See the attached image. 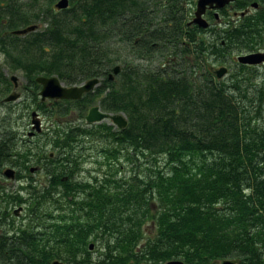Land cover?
<instances>
[{
  "label": "trees",
  "instance_id": "1",
  "mask_svg": "<svg viewBox=\"0 0 264 264\" xmlns=\"http://www.w3.org/2000/svg\"><path fill=\"white\" fill-rule=\"evenodd\" d=\"M56 1L0 0V51L30 102L81 122L19 138L3 118L0 169L14 168L17 186L0 187V264H264V70L236 59L262 19L216 28L209 14L200 28L182 0ZM36 75L99 84L49 107L35 100ZM10 86L0 66V93ZM95 104L126 125L86 123ZM85 140L100 143L96 158L78 149L95 147ZM86 156L102 174L80 177ZM20 204L26 221L10 226Z\"/></svg>",
  "mask_w": 264,
  "mask_h": 264
},
{
  "label": "rangeland",
  "instance_id": "2",
  "mask_svg": "<svg viewBox=\"0 0 264 264\" xmlns=\"http://www.w3.org/2000/svg\"><path fill=\"white\" fill-rule=\"evenodd\" d=\"M186 8H188V7H186ZM192 12H193V10H191L190 15L187 16V18H190L192 16ZM20 35H22V34H20ZM0 64H1L0 66H1L2 72L4 73V75L6 77H8V79L11 83L10 89L7 92H4L3 94L0 93V130L2 129V126H1L2 120L5 117V119L7 118V120L5 121V124L9 121V123L11 124L13 129L18 133L19 138H24V136L27 135V132L29 131V126L31 124L30 114L32 111H36L38 114L37 118L40 121V128H41V132L39 134H41L42 136H43L42 132L47 130V127L50 126L51 123L55 120L56 121L58 120L59 123H64L67 125H69V124L72 125L75 123H81L80 120H78L75 117V115L72 113L69 115H65L64 117H58L55 114L50 115L49 113H44L43 111L38 110L36 108V106L34 105V103L32 104L30 102L29 95L31 97V92H30L31 88L29 87L30 83L28 82L27 78L24 76V74L20 71L19 68L14 67L12 64L9 65L7 63V61L5 62L4 57H3V53L1 51H0ZM262 73H264V72H262ZM11 76L14 77L15 83L10 80ZM36 76H39V75H36ZM263 79H264V77H263ZM34 81H35V78H34ZM61 82L65 86L76 85V84L81 83V82H77L74 84H66L63 81H61ZM39 88H40V85H39L37 91H35V96H36L35 100H37V101H40V98L38 96ZM13 92H17L18 96L13 100L8 101L9 103H4V101H2V99L5 96H7L8 94L13 93ZM31 99H33V98H31ZM52 101H53L52 99H45L42 102L47 104L49 107H51ZM25 103H30L28 109H24L23 105ZM7 105L9 107H7ZM9 112H10V114L6 116V114H8ZM110 113H112V112H110ZM118 113L121 114L125 118V115L123 113H121V112H118ZM105 121L108 123H111V121H108V120H105ZM85 141H87L86 143H90V144L95 145V147H91V148L84 149V150L82 147H80L78 149H82L83 153L92 154L93 158H96V156H95L96 155V148H97V146H100V143L96 142V144H95L94 141H90V142H89V140H85ZM85 147H86V145H85ZM93 158L91 156H86L85 161L82 163V168L79 172V175L81 178H88V177H90V175H93V174H102L103 171L105 170L104 166H98L97 163L94 162ZM33 167H34V169L32 171H30L31 175L36 182L40 183L41 181H43V173L41 170L38 169V167L37 168H36V166H33ZM2 169H3V167L0 169V187H4L5 189H8V190L15 189L17 186V183H15V181H13L11 179H7L5 176H3L1 173ZM120 173L122 174V172H120ZM18 206H21L22 209L15 216L12 214V211L15 208H17ZM8 211H9V215L7 218V220H8L7 222L10 226L15 225V224L25 223L26 212H25V207L23 206V204L15 205L13 207H8ZM92 250H93V253H92L93 256H97L99 254L100 246L95 245L92 248ZM219 263H220V260L217 261V264H219ZM160 264H164V262L160 263Z\"/></svg>",
  "mask_w": 264,
  "mask_h": 264
},
{
  "label": "water",
  "instance_id": "3",
  "mask_svg": "<svg viewBox=\"0 0 264 264\" xmlns=\"http://www.w3.org/2000/svg\"><path fill=\"white\" fill-rule=\"evenodd\" d=\"M233 0H196L195 9L193 11V17L190 20V23L197 25L200 28H205L208 26V21L203 17L206 7L210 8H220L226 3ZM68 4V0H57L54 3L55 8H65ZM216 15V14H215ZM35 28V25H30L24 28H19L12 30L13 34H25ZM237 61L240 63L246 64H257L264 60V55L261 53H249L242 54L237 56ZM119 71V66L115 65L113 67L112 73L109 74V78L111 79L113 74H116ZM227 68L225 66H219L214 69L213 72L217 78H221L225 75ZM10 80L14 82V77L11 76ZM35 82L40 85L38 96L41 101L45 99H54V100H76L79 99L84 93L91 91L96 85L99 84V78L93 77L87 79L77 85L65 86L62 82L54 75L45 76L39 75L35 77ZM15 83V82H14ZM15 85V84H14ZM18 96L17 92H13L5 96L2 101L8 102L15 99ZM30 122L31 128L39 131L40 130V121L37 118V112L32 111L30 114ZM84 120L86 123H97L103 120L111 121L118 128H123L127 121L126 119L119 113H110L102 111L99 106L94 105L87 109ZM34 167H31L29 171H32ZM14 170L12 168L6 167L3 169L2 174L9 179L13 178ZM16 210L15 212H17ZM89 248H92V244H90ZM237 262L236 259H223L221 264H235ZM52 264H62L59 261H53ZM164 264H184L181 260L174 259L165 262Z\"/></svg>",
  "mask_w": 264,
  "mask_h": 264
},
{
  "label": "flooded vegetation",
  "instance_id": "4",
  "mask_svg": "<svg viewBox=\"0 0 264 264\" xmlns=\"http://www.w3.org/2000/svg\"><path fill=\"white\" fill-rule=\"evenodd\" d=\"M188 3L192 10L194 11L196 0H182L183 5L185 6V3ZM225 12L228 14V19L225 20L222 15H220L221 12ZM211 14L214 17V25L216 28L221 27L223 25H229L230 23H237L239 21V18L245 17V21H249L252 18H261L262 21L260 22V28L255 31V34L257 36V41L249 47V49L244 54L249 53H261L264 55V0H233L225 5H223L220 8H210L206 7L205 12L203 14V17L208 21V15ZM216 14V15H215ZM246 24V22H244ZM235 56H231V59H235ZM221 66V65H219ZM224 66H226L224 64ZM247 66L254 67L256 69L264 70V60L257 64H247ZM218 67V66H217ZM54 100V99H52ZM40 102H42L40 100ZM87 111V110H86ZM38 115V114H37ZM41 132V128L39 131H36L31 128V124L29 126V131L27 132L28 136H34V134H39ZM9 166H4L3 169ZM11 168V167H9ZM2 169V171H3ZM13 173V178L11 180L17 182L16 179V173L15 169ZM1 171V173H2ZM3 175V174H2ZM4 176V175H3ZM9 179V178H7ZM22 209L21 206H18L12 211L13 215H17L18 212ZM18 210L17 212H15Z\"/></svg>",
  "mask_w": 264,
  "mask_h": 264
}]
</instances>
